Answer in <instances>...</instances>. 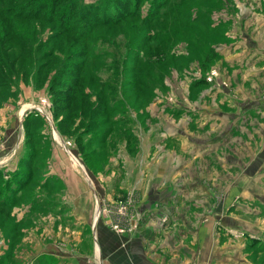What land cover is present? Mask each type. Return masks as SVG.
Masks as SVG:
<instances>
[{
  "label": "rangeland",
  "instance_id": "1",
  "mask_svg": "<svg viewBox=\"0 0 264 264\" xmlns=\"http://www.w3.org/2000/svg\"><path fill=\"white\" fill-rule=\"evenodd\" d=\"M245 1L55 0L51 14L0 0V264H30L44 231L69 237L64 191L119 190L136 168L134 134L161 126L162 111L195 124L184 113L206 110L220 84L243 116L242 52L223 49L245 42L247 14L250 41L264 44V0ZM127 200L123 190L121 211Z\"/></svg>",
  "mask_w": 264,
  "mask_h": 264
},
{
  "label": "crops",
  "instance_id": "2",
  "mask_svg": "<svg viewBox=\"0 0 264 264\" xmlns=\"http://www.w3.org/2000/svg\"><path fill=\"white\" fill-rule=\"evenodd\" d=\"M250 25L247 14L245 42L223 49L231 59L242 52L243 116L220 84L206 110L184 113L195 124L162 111L161 126L134 134L139 147L126 159L136 168L119 190L64 191L69 237L44 231L26 263L249 264L264 255V44L250 41ZM234 35L233 23L228 39ZM123 190L129 207L121 211Z\"/></svg>",
  "mask_w": 264,
  "mask_h": 264
},
{
  "label": "trees",
  "instance_id": "3",
  "mask_svg": "<svg viewBox=\"0 0 264 264\" xmlns=\"http://www.w3.org/2000/svg\"><path fill=\"white\" fill-rule=\"evenodd\" d=\"M60 1H62V0H60ZM38 2L40 4V8L41 9L42 8H46L49 5V12L51 14H54L55 10H54L53 6H55L56 4H58L59 1L58 2H55V0H34V3H38ZM90 14H91L90 15L91 17L86 22H88V21L91 20V23L94 24V23H97L98 21L101 20V16L97 15V12H94L93 11ZM43 15H44V13H43ZM66 31H68V30H66Z\"/></svg>",
  "mask_w": 264,
  "mask_h": 264
},
{
  "label": "built area",
  "instance_id": "4",
  "mask_svg": "<svg viewBox=\"0 0 264 264\" xmlns=\"http://www.w3.org/2000/svg\"><path fill=\"white\" fill-rule=\"evenodd\" d=\"M114 228H118V226L117 225H115V226H113Z\"/></svg>",
  "mask_w": 264,
  "mask_h": 264
}]
</instances>
